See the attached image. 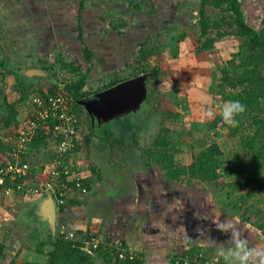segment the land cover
<instances>
[{
	"label": "crops",
	"instance_id": "0c3cea01",
	"mask_svg": "<svg viewBox=\"0 0 264 264\" xmlns=\"http://www.w3.org/2000/svg\"><path fill=\"white\" fill-rule=\"evenodd\" d=\"M72 2L33 0L26 7L16 2L8 3L6 7L0 5V45L3 51L11 53L7 56L11 62L9 68L13 67L28 76H43L42 63H50L56 55L55 49L61 48L65 60L74 61L82 67L86 90L104 88L113 79V73H124L129 68L133 71L134 67L127 68V64L135 59L136 48L141 46L138 41L143 39V19L150 14L147 11L144 13L141 8L121 11L123 14L119 18L127 25L119 33L110 26V15L96 17L97 13L89 7L80 12L79 24L80 1L79 5ZM152 14L156 16L157 12ZM148 18L151 20L148 29L164 21L161 15ZM172 18H167L169 24ZM83 46L91 52L89 61ZM2 65L0 62V69L4 68ZM16 108L18 120L24 121L28 115L27 107L17 103ZM222 127L225 128L222 132L229 134V130L224 125ZM86 133L90 134L89 131ZM95 135L90 134L93 148L88 154H91L92 161L87 163L83 158L82 134L72 153L76 170L74 174H68L72 189L68 190L62 205H55L56 235H60L59 227L64 225L77 240L86 236L97 237L103 248L109 242H121L123 248L134 253L139 264H170L185 257L192 261L191 264H195L194 258L205 264H227L221 251L233 246V228L229 225L239 229L240 238L247 242L249 248H264V195L253 192L243 183V178L253 172L250 160L242 164L237 161L239 166H229L232 171L245 170L246 176L240 177L238 172L227 173V164L222 158L223 148L217 140L222 154L214 182L187 181L182 175L178 179H168L155 161L146 165L136 161L137 150L135 156L133 146L126 148L128 137L119 141L115 131L114 135H110L112 138L102 135L98 139ZM228 136L235 138L237 135ZM55 144L50 139L45 146L29 147L28 160L36 186H41L47 178ZM120 147L128 151L125 160L116 158ZM245 151L243 143L242 152ZM174 160L178 165L185 164L177 155H174ZM230 176L234 178L230 179ZM76 177L80 178L86 192L74 188ZM231 193H235L232 199L240 200L237 204L230 202ZM45 198L42 193L32 196L14 193L0 197L2 216L14 206H18L21 213L28 209L30 214H34L36 222L30 225L22 224L23 217L29 214H22V219L15 217V222L12 221L15 232L26 233L22 241L32 239L37 244L48 243L46 240L50 232L42 215ZM27 250L43 261L35 263H47L46 254L40 249L29 247ZM49 250L51 248L45 249ZM118 262L123 263L121 260Z\"/></svg>",
	"mask_w": 264,
	"mask_h": 264
},
{
	"label": "trees",
	"instance_id": "16d2710c",
	"mask_svg": "<svg viewBox=\"0 0 264 264\" xmlns=\"http://www.w3.org/2000/svg\"><path fill=\"white\" fill-rule=\"evenodd\" d=\"M243 1L244 0H200L198 10L199 29L200 36L204 37L205 39L203 42H199L200 44L195 48L194 52L195 54L199 55L205 51H208L214 47V42L217 39L226 36H232L233 38L239 39L241 42L240 45L246 49L247 53L245 58H242L238 64L234 63V59L229 61V63L235 64L236 68H241L242 70L239 72H230V70L221 68L219 80L216 86L218 89V95H220L225 102L239 100L246 106V110L235 117V119L238 121L236 126L227 125L223 121V125L229 130L230 135L235 136L239 134L241 129L240 126L243 124V122L252 117L254 122L257 125H260L259 130L252 135L250 141L243 140L244 146L246 147L248 155H250L251 164L253 166V175L244 178L243 183L245 186H249L253 192H260L261 195H264V151L261 153L259 150L260 148H264V143L261 142V140L264 138V118L261 116V114L264 113V6L260 27L259 29H255L245 20ZM85 2L86 0H80L78 15L79 24L80 12L85 9ZM129 5L135 10H139L141 8L140 1L138 2L131 0ZM210 7L218 10L222 14L220 22H209L206 11L207 8ZM150 11L152 13L156 10L149 9L147 10V13ZM167 15L168 14L163 16L164 20L166 18V23L170 14L168 16ZM171 21L174 23V25H176L174 16ZM126 23L127 22L123 19H112L110 26L113 29H117L120 33V29L125 27L127 25ZM223 26L225 27L221 29ZM79 27L81 29L80 25ZM212 30L215 31V36L211 35ZM79 38L81 39V34L79 35ZM1 50L2 48L0 45V53ZM156 50L157 49L155 46L152 45L150 48H147L146 42L143 43V45L140 46V50L137 52L135 59L131 63L127 64V68H129V66H133L134 69L125 79L127 80L131 77L147 74L149 89L148 97L149 100L153 98L155 101V104H153L154 107H158V105L160 106V97L164 91L162 86L159 84V75L161 72L160 67L156 64L152 65L149 63L150 59L154 58ZM58 52L59 55L55 62H52L51 64L48 62L42 63L41 67L44 70L43 76L34 74L33 76H28L21 71L12 68L8 69V72L15 74L16 80L13 86L18 89L20 96L15 101L8 104V114L2 118L4 131L3 133L0 132V156L8 155V153L12 150V140L9 138L15 137V130L19 129L21 125L27 123L30 119L35 120L39 126L45 124L48 128L41 127L38 130L37 135L31 140L26 149V158L28 157L30 145L31 147H37L39 145L45 146L50 139H53L55 142H57L62 138L61 134H55L54 132V124L57 120L55 118L53 119L51 114H49L46 120H43V118H35L37 108L33 103V98L36 97L42 101H45L50 96L54 97L61 94L59 83L64 84V91L66 92L65 95L68 98L67 110H69L70 114H73L76 120L75 130L72 134V138L75 141L76 147L77 140L79 139L77 138V134L81 133L80 129H82L80 126V120L83 117L84 119L90 121V117L81 102L85 99H89L92 94L103 89H107L122 81L117 78V73H113L111 74L113 79L108 83L107 86H104V88L86 90V76L82 74V67L79 64H76L74 61L65 60L60 49ZM83 52L86 59L89 61L91 57L90 50H88L86 46H83ZM34 86H38L39 91V93L35 95L31 94L34 92L32 89ZM226 91H230L231 95L229 96ZM17 103L24 104L28 109V115L22 122H20L17 118ZM159 114H166V118L172 120H177L179 118L178 113H175L169 109H160ZM124 120L126 121L127 119ZM160 123L163 125V122L160 121ZM90 125L91 127L89 132L91 135L92 133H101L105 137L110 136L111 134L114 135V131H111L114 127L112 125L97 126L96 124L91 123ZM126 126L127 125L117 128L116 133H118L117 135L119 137V141H124L125 135H123V133L129 131ZM8 132H11V134L8 135ZM168 133H170L169 128L162 126L152 141L151 147H148L144 150L142 146L139 145V142H137V157L139 156L138 152H140V154H146L148 157H143V162L145 165L150 161H155L164 170L165 176L168 179H178L182 175L187 181L196 179L201 182H214L217 179V171L221 163L219 156L222 154L217 143L211 142L206 144L199 150L198 153L193 154L192 160L189 164L178 165L174 160L175 150L170 151L168 149V146H170V141L167 137ZM90 134L82 132L81 139L84 142L86 149H89V152V145L91 144ZM133 142L136 143V140ZM255 142H259V146L257 148L255 147L257 144ZM136 148L133 150V155L135 154V156ZM30 169L31 173L29 177L30 182L33 184L35 179L31 164ZM80 183L82 186H84L81 180ZM68 188L72 189L70 183L68 184ZM74 188H76V186H74ZM63 208L64 206L61 207V209ZM91 237L92 236H86L80 240H77L76 238L65 239L62 235H50L49 233L48 240L52 246L51 250L45 251L43 249V245H45V243L43 242H39L38 249H40L42 253L46 254V264H99L89 252L84 250V248H88L108 264H120L118 262L119 258L117 255H112L111 249L107 247L103 248V244L101 242L99 247L96 249L86 247L84 241L85 239L89 240ZM3 250L4 245L0 243V258L5 256V252ZM175 261L173 263L171 262L170 264H176ZM122 264H139V262L134 258L132 260L127 259Z\"/></svg>",
	"mask_w": 264,
	"mask_h": 264
},
{
	"label": "rangeland",
	"instance_id": "374dc122",
	"mask_svg": "<svg viewBox=\"0 0 264 264\" xmlns=\"http://www.w3.org/2000/svg\"><path fill=\"white\" fill-rule=\"evenodd\" d=\"M79 1L80 0H73L72 4L76 5L78 3L79 5ZM130 1L131 0H86L85 8H92L97 13L96 17L99 18H102V16L104 18V15H110L111 20L120 19L119 17L123 14L120 13L121 11L130 12L132 10V7L129 5ZM135 1H140L141 10L144 13H146L145 11L149 9H155L156 11L154 12H157L156 16H165L166 14H170L171 17L174 16L176 25H174L173 22L169 24L168 21L166 24H164V22L166 21L164 20L151 28L156 30H151L148 29L151 27V20H148V17H156L154 16L155 14H152L154 12L151 13L150 11L149 13H147L150 15L144 17L143 19V39L139 38L140 40L138 39V43L140 42L139 45H143V43L146 42L147 48H150L153 45L157 49L154 58L150 59L149 63L152 65L156 64L160 67L161 72L159 75V84L160 86H162V89L164 91L161 94V104L160 106L158 105V107L153 106V104H155L153 98L151 100H149L148 98V101L151 105L149 107V115L151 116V118L147 123V127L143 129V133H136L137 129L135 128L131 129L132 131H127L128 133H123V135L128 137V141L126 142V145L128 146L126 148H129L130 146H133V148L137 147L135 149L136 152V150L138 149L137 142H139V145L143 147V150L151 147V143L156 137L157 132L162 126H166L170 131V133L167 134V137L170 141V146H168V149L170 151L175 150L174 153L179 157L180 162L185 163L180 165L189 164L194 153H198L199 150L206 144L219 140L223 148L222 158L225 161V165L227 164V173L238 172L240 173V177L246 176L245 170L243 172L241 171L242 169L232 171L231 169H229V166H239L236 164L237 161H239L241 164L245 163V160L251 161L250 155H248L246 151L242 152L243 143L241 142V140L250 141L252 135L259 130L260 125H257L252 117L243 122V124L240 126V133L237 134L235 138H233V136H228L229 134L227 131L222 132V130H225V128L222 127L223 119L220 115L219 106L222 105L225 101L220 95H218V89L216 86L219 80L221 68L230 70V72H239L242 70L241 68H236L235 64H238L242 58H245L247 53L245 47H242L240 45L241 42L239 39L233 38L232 36H226L217 39L214 42V47L212 49L205 51L199 55L195 54V48L200 44L199 42H203L205 39L204 37L200 36L199 29L198 10L200 0ZM15 2L21 4L22 6L24 4L26 7L29 6L28 4L32 3L33 0H0V5L6 7V4L9 3L11 5ZM263 6L264 0L243 1L245 20L250 26L255 29H259L260 27ZM116 8L120 11L116 10ZM5 9L7 8H3L2 10ZM206 13L208 14L210 23L214 21L220 22L222 14L218 10L210 7L207 8ZM170 16L168 17V20L170 19ZM145 19L148 20V23ZM224 27L225 26H223L221 29H223ZM211 35L215 36L214 30H212ZM8 38L9 37L7 35V39ZM60 47L61 46H59V48ZM139 50L140 47H137L135 56L137 55V52ZM58 51L59 49L56 48L54 53L56 55H53V60L50 61L49 64L56 61V57L58 56L57 54L59 53ZM8 53L10 52H5L3 50H1L0 53V62L3 63L2 66L4 67L0 69V132L2 133L4 131L2 118L5 117L6 114H8V104L15 101L20 96V92H18V89L13 86L16 80L15 74H10V72L5 69L11 66L9 57L7 58V56L9 55ZM231 59L235 60V64L229 63ZM18 60L21 59L19 58ZM130 71L132 72L130 68L127 69L126 71H124V73L118 74L117 78L124 81L131 73ZM32 89L34 90V92H32L31 94L35 95L39 93L38 86H34ZM226 92L229 96L231 95L230 91ZM88 101L89 99H85L81 103L83 105V102L87 103ZM148 101L146 102L147 104ZM193 103L199 104L197 105ZM160 109H169L175 113H178L179 118L177 120L166 118V114H159ZM208 109L214 111V118L208 119L204 115ZM190 115L192 116V118L190 117ZM261 116L262 118H264V113H262ZM160 121L163 122V125L160 123ZM80 122V126L82 127V129H80L81 133L77 134V138L81 136L82 132H88L91 127V120H84L82 117ZM220 130L221 132H219ZM111 131L116 132L117 130L112 129ZM7 134L9 135L11 134V132H8ZM95 137L101 139L102 134L99 133L95 135ZM135 140L136 143L133 142ZM261 142L264 143V138L261 140ZM81 144L82 148H84L83 158L88 163L89 161H92V156L91 154H88L90 152L89 149H86L84 142H82ZM257 144L255 145L256 148L259 146V142ZM89 147L93 148V144H90ZM126 148L125 150H127ZM125 150L121 149L120 153L116 155L117 160H125L128 157V155L126 156L128 151ZM259 150L262 153L264 151V148H260ZM138 155L139 156L136 158L137 162H143V157H148L146 156V154H140V152H138ZM0 158H3L2 160H4L5 156H0ZM241 173L244 175H241ZM248 173H250L249 169ZM251 175H253V172ZM231 178L234 177L230 176V179ZM242 187H245L243 183ZM233 196H235V193L230 194V202L237 204L240 200L232 199L234 198ZM44 197H51L55 204V200L52 195L44 193ZM19 211V207L14 206L10 207L4 216H2L3 214H0V243L4 245L3 251L5 252V256L3 258H0V264H34L35 262L39 261L43 262L39 260L37 256L34 257L33 254L28 253L27 248H38V244L36 243V241H33L32 239H25L26 241H22L23 236L26 233L23 231L17 233L14 231L15 227H12V221L15 219V217L17 219H22V214H29L27 217H23V223L21 221L22 224L30 225L31 222H36L34 214H30L28 212V209L26 211L27 213H21V211ZM16 215L20 216L17 217ZM46 241H48V243H45V249L47 250L48 248H52L50 246V241L48 239Z\"/></svg>",
	"mask_w": 264,
	"mask_h": 264
},
{
	"label": "built area",
	"instance_id": "2783aa9c",
	"mask_svg": "<svg viewBox=\"0 0 264 264\" xmlns=\"http://www.w3.org/2000/svg\"><path fill=\"white\" fill-rule=\"evenodd\" d=\"M61 94L48 97L42 101L38 97L33 98V103L36 106L35 118H43L46 120L49 114L57 121L54 124V132L62 135V138L57 141L54 149V155L51 160L50 167L46 180L41 186H36L30 182V164L26 158V149L31 140L37 135L41 127L48 128L45 124L38 125L33 119L20 126L15 130V137L9 138L12 140V150L3 158H0V196H8L14 193H21L24 196H32L38 193H48L55 200V205H62L65 196L69 190L68 174L75 173V161L72 158V153L75 148V141L72 134L75 130V118L73 114L67 110L68 98L65 95L64 84L59 83ZM80 178L76 177L74 186L81 192H86V189L81 185ZM59 233L65 239H74L75 234L68 231L64 225L59 227ZM86 247L96 249L100 245L99 239L91 237L84 241ZM107 248L111 249V254H116L119 260L125 262L127 259H134L135 255L132 251H128L122 247L121 242H109ZM126 250V251H125ZM191 260L187 257L177 259L176 264H191ZM195 264L202 263L198 258H194Z\"/></svg>",
	"mask_w": 264,
	"mask_h": 264
},
{
	"label": "water",
	"instance_id": "95a60500",
	"mask_svg": "<svg viewBox=\"0 0 264 264\" xmlns=\"http://www.w3.org/2000/svg\"><path fill=\"white\" fill-rule=\"evenodd\" d=\"M148 93V75L141 74L94 93L87 103H83V107L91 123H96L97 126L112 125L119 119L140 111L143 104L148 101ZM42 215L47 220L49 232L54 235L56 213L51 197L44 200ZM84 250L89 252L99 264H108L88 248Z\"/></svg>",
	"mask_w": 264,
	"mask_h": 264
},
{
	"label": "clouds",
	"instance_id": "9594fccd",
	"mask_svg": "<svg viewBox=\"0 0 264 264\" xmlns=\"http://www.w3.org/2000/svg\"><path fill=\"white\" fill-rule=\"evenodd\" d=\"M219 107L224 123L230 126H236L238 121L235 117L246 110V106L239 100L224 102ZM204 115L208 119H212L215 113L208 109ZM228 227L233 228V246L226 251H221V255L227 264H264V248H249L247 242L240 238L239 229L232 225Z\"/></svg>",
	"mask_w": 264,
	"mask_h": 264
},
{
	"label": "flooded vegetation",
	"instance_id": "af4514ba",
	"mask_svg": "<svg viewBox=\"0 0 264 264\" xmlns=\"http://www.w3.org/2000/svg\"><path fill=\"white\" fill-rule=\"evenodd\" d=\"M149 98V97H148ZM147 104V103H146ZM144 105L143 104V107L140 111L138 112H135L134 115H131L127 118H122V119H119L118 121H116L115 123L112 124L113 127V130H117V128H121L125 125H127L126 127L128 128V130H131L133 128L137 129L136 130V133H143V129L145 127H147V123L149 121V119L151 118V116L149 115V112H150V102L148 101V104L147 105ZM143 116V117H142ZM124 119H127L126 121ZM92 124H96V123H92ZM125 133H128L127 131ZM127 137L125 136V139Z\"/></svg>",
	"mask_w": 264,
	"mask_h": 264
}]
</instances>
